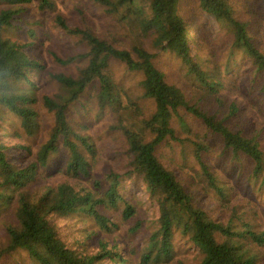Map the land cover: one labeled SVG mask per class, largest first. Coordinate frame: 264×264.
Segmentation results:
<instances>
[{
    "label": "trees",
    "instance_id": "trees-1",
    "mask_svg": "<svg viewBox=\"0 0 264 264\" xmlns=\"http://www.w3.org/2000/svg\"><path fill=\"white\" fill-rule=\"evenodd\" d=\"M32 2L0 0V120L2 114L17 117L23 130L33 136L40 127L37 106L41 102L42 108L53 117V127L28 167L12 164L6 146L0 144V217L13 218L5 222L8 242L0 250V261L24 252L34 264H102L106 260L127 264L118 246L109 250L107 245L99 242L100 251L95 255L68 248L57 227L51 223L54 216L77 215L94 220L101 230L113 232L116 229L110 227L106 212L119 211L122 203L124 208L120 214L124 221L139 216L137 208L125 203L120 193L121 176L108 174L105 187L94 180L97 147L90 137L78 133L69 118L73 104L92 89L101 111L116 116L114 128L126 139L127 177L143 181L150 200L159 208L157 230L140 256L141 264H172L177 241L181 239L198 249L200 259L196 264H259V254L249 247H264V231L240 217L227 224L216 222L195 204L182 181L162 163L159 155L164 144L177 141L174 120L185 112L219 136L225 150L234 158L245 157L253 161L252 178L256 182L262 180L258 193L262 191V137L246 132L240 126L238 131L234 130L241 117L240 109L224 95L222 79L231 60L222 63L214 58L217 51L212 54L210 51L214 59L209 60L192 54L191 45L199 48L209 42L210 31H206V36L199 27L189 25L187 6L192 3V7L225 28L230 39L233 38L227 49L232 54L229 57L243 54L250 60L252 69L260 77L264 95V52L249 33L251 23L235 15L230 0H89L104 17L100 26L86 17L81 23L70 26L57 14L55 0H38L39 9L55 13L56 26L76 39L78 48V55L64 60L55 57L65 68L75 63V73L52 76L57 85L55 93L40 98L29 74L44 73V65L31 59L21 46L6 36L8 29L25 14L26 7ZM79 13L82 15L81 10ZM189 30L193 32L191 39L187 35ZM31 34L34 36L33 32ZM159 50L172 53L191 81L201 89L197 104L188 99L181 87L170 83L157 66ZM118 65H124L128 72L141 77L139 100L152 103L150 113L129 99L128 92L117 82L114 68ZM195 146V159L201 167L206 189L215 191L227 202L230 197L219 187L216 172L205 159L210 153L209 142ZM55 155L61 163L58 172L65 173L71 181L46 186L41 193H32L31 183L41 170L51 165ZM75 181L95 182L87 191L78 189ZM101 188L105 192H100Z\"/></svg>",
    "mask_w": 264,
    "mask_h": 264
},
{
    "label": "rangeland",
    "instance_id": "rangeland-1",
    "mask_svg": "<svg viewBox=\"0 0 264 264\" xmlns=\"http://www.w3.org/2000/svg\"><path fill=\"white\" fill-rule=\"evenodd\" d=\"M230 1L235 15L251 23L249 33L264 52V0ZM55 2L58 5L57 14L65 18L70 26L81 23L84 17L100 26V20L104 18L89 0H55ZM192 5L189 2L187 6L189 25L199 27L206 36V31H210L209 38L207 37L209 42L200 45L199 48L194 44L191 45L192 54L206 60L218 58L222 63L231 60L230 68L227 71L223 69L226 72L222 82L225 85L224 95L229 102L237 103L240 109L241 117L237 119L234 130L238 131L240 126L246 132L260 135L264 143V95L259 84L260 77L254 72L250 60L245 55L229 57L232 54L230 55L231 52L227 49L231 47L233 38L230 39L229 33L214 19ZM79 10L82 11V15ZM55 19V13L41 11L38 0H33L26 7L25 14L20 16L6 34L21 46L31 59L44 65V73L29 74V80L36 85V94L40 98L55 93L57 85L52 76L60 73H75V63L70 67L72 70H69L70 68L59 65L55 60V57L64 60L78 55L77 40L58 28ZM104 26L106 28L107 24L105 23ZM192 33V30L188 31V38L191 39ZM210 51L211 54L217 51V56L212 58ZM157 53L156 64L167 75L169 82L181 87L188 99L197 104L202 91L191 81L181 62L170 52L159 50ZM114 73L117 82L128 92L129 99L135 101L143 111L150 113L153 109L152 103L139 100L141 97L138 83L141 77L128 72L124 65L116 66ZM241 79L245 80L241 82ZM91 92L92 89H89L78 102L73 104L69 110V118L78 133L90 137L97 147L94 180L101 182L102 187H105L108 183L106 179L108 174L115 173L121 176L120 193L125 203H131L137 208L139 216L124 221L120 214L122 207L124 208L122 203L119 211L111 209L106 212L110 217V227L116 229L113 232L101 230L94 224V220L77 215L68 218L54 216L51 223L57 227L61 239L72 250L95 255L100 251L99 242H102L109 250L118 246V251L127 264H141L140 256L157 230L159 208L150 200L143 181L127 177L129 161L126 155V139L114 128L117 124L116 116L109 111H101ZM37 109L40 112V127L33 136L23 130L17 117L2 114L0 120V144L6 146L10 162L18 167H28L34 161L40 146L48 138V133L53 127V117L42 108L41 102ZM174 127L178 133L177 141H170L159 149L160 159L182 181L188 193L194 198L195 204L216 222L227 224L231 219L240 217L256 225L259 231H264V187L258 193L262 180L256 182L252 178L253 161L245 157L234 158L230 151L225 150L223 140L209 132L192 115L183 112L179 119L174 120ZM202 142H209L210 153L205 155V159L213 172H216L219 187L230 197L227 202L215 191L206 189L205 179L201 176V167L194 154L195 145ZM25 147L29 149L26 150ZM58 161L59 156H53L51 165L40 171L38 178L30 185L32 193H41L46 186L71 181L65 173L58 172V167L61 165ZM52 165L54 169L51 168ZM95 181H75L74 184L80 190L90 191ZM100 192L105 191L101 188ZM10 219L13 220L12 217H0V250L8 242L4 227L5 222ZM249 248L259 254V264H264V247ZM175 255L172 264H196L200 259L198 249L185 239L177 241ZM0 264L34 263L28 259L26 253L19 252L2 259ZM102 264L113 263L106 260Z\"/></svg>",
    "mask_w": 264,
    "mask_h": 264
}]
</instances>
